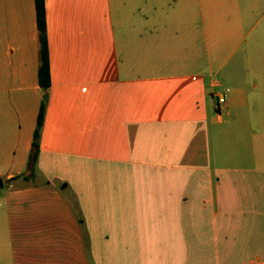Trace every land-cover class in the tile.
<instances>
[{"label":"crops","instance_id":"0c3cea01","mask_svg":"<svg viewBox=\"0 0 264 264\" xmlns=\"http://www.w3.org/2000/svg\"><path fill=\"white\" fill-rule=\"evenodd\" d=\"M163 1L46 0L33 163L35 0H0V112L22 122L0 264H264V0Z\"/></svg>","mask_w":264,"mask_h":264},{"label":"rangeland","instance_id":"374dc122","mask_svg":"<svg viewBox=\"0 0 264 264\" xmlns=\"http://www.w3.org/2000/svg\"><path fill=\"white\" fill-rule=\"evenodd\" d=\"M170 3H172V0H164L163 3L160 5L168 6ZM143 5L140 0H128V3L126 4V10L125 15H130L131 17H136V19H139L144 14V9L141 6ZM112 17H108V19H111ZM112 21V20H110ZM134 21V20H132ZM117 25L116 23H109L106 21H102L100 23V29H101V35H100V47L102 48H108L111 47L112 41L114 40V36L112 34V30ZM149 31H156L155 29H152ZM202 42V40H201ZM225 119L227 117L225 116ZM22 127V122L20 119L15 118L13 119L11 116L2 115L0 112V139H6V137L12 133L18 132ZM18 154L17 150L13 149L12 147L8 145H1L0 146V199L4 195V193L8 190V183L6 180V176L9 172H15L16 167L12 165V158H14ZM89 172L87 170L81 171L79 169H70L66 172V175L69 177H76L80 175H86ZM102 174V173H101ZM65 183L62 184V188L64 187Z\"/></svg>","mask_w":264,"mask_h":264},{"label":"trees","instance_id":"16d2710c","mask_svg":"<svg viewBox=\"0 0 264 264\" xmlns=\"http://www.w3.org/2000/svg\"><path fill=\"white\" fill-rule=\"evenodd\" d=\"M35 6H36V14H37V27L39 30V41H40V67L38 71V80L40 87L45 92V95L39 109L37 126L34 132L32 152H31V161L33 163H36L39 157L41 134L45 123L47 107L49 104L48 92L52 85L50 50L48 44L46 0H35Z\"/></svg>","mask_w":264,"mask_h":264},{"label":"built area","instance_id":"2783aa9c","mask_svg":"<svg viewBox=\"0 0 264 264\" xmlns=\"http://www.w3.org/2000/svg\"><path fill=\"white\" fill-rule=\"evenodd\" d=\"M225 103H226V95L225 94L219 95L218 96V99H217L218 108L220 109L221 108V105H223Z\"/></svg>","mask_w":264,"mask_h":264}]
</instances>
